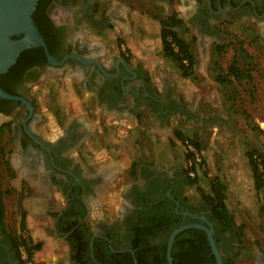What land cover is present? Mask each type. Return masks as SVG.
<instances>
[{
  "label": "flooded vegetation",
  "instance_id": "flooded-vegetation-1",
  "mask_svg": "<svg viewBox=\"0 0 264 264\" xmlns=\"http://www.w3.org/2000/svg\"><path fill=\"white\" fill-rule=\"evenodd\" d=\"M152 1L165 4L171 0ZM179 1L191 5V22L199 31L215 32L220 30L218 26L223 23L254 17L264 19V0ZM104 2L39 0L33 13L34 22L50 54L56 62L64 61L63 64H53L42 46H32L23 50L16 63L1 74L3 78L0 85L7 92L30 100L34 110L31 111L20 100L0 96V139L8 135L7 139L13 147L7 167L14 172L12 180H21L20 188L17 185L3 187L0 180V264H23L16 249L15 231L6 220V197L13 196V193L17 198L16 206L21 220L43 215L52 219L56 232L70 251L72 264H139L137 249L133 247L137 238L141 241V249H147L141 253V257L148 264H159L158 259H165L162 264H166V261L170 264L168 241L176 225L201 223L210 226L208 221L213 223L209 219L206 204H185L187 196L183 193L184 183L172 186L159 174L144 175L138 181L126 185L121 192L118 219L99 216L91 221L94 217L90 201L101 194L103 178L101 171L91 172L79 160V150L88 144L89 132L85 124L75 118L63 121L59 129L49 125L46 133L40 130L46 120L38 113L32 90L49 79L67 77L79 91L89 92L95 107L115 105L124 98L130 72L124 69L117 72L116 66L105 63L106 72L101 70L93 61L97 59L101 62V41L89 35H101V29L109 27L113 18L123 17L132 7L129 0H119L110 10L104 7L101 11ZM117 59H114V65L118 64ZM57 193L62 195L63 201L57 200ZM27 199L30 204L26 202ZM101 209H104L102 205ZM159 219L163 230L137 237L135 229L146 231L148 224ZM174 226L167 236L168 229ZM68 227V231L62 229ZM195 229L206 233L201 228ZM177 237L171 252L174 264L175 258L179 260V256L186 254L184 248L187 243L192 240L202 243L203 240L199 234L191 232L183 234L181 241ZM226 238H229L228 234L222 236V246L228 240ZM164 242H167L165 254L159 250ZM232 245L235 246V242ZM212 255L211 249L209 256ZM256 256L254 264H264V251H256Z\"/></svg>",
  "mask_w": 264,
  "mask_h": 264
},
{
  "label": "crops",
  "instance_id": "crops-1",
  "mask_svg": "<svg viewBox=\"0 0 264 264\" xmlns=\"http://www.w3.org/2000/svg\"><path fill=\"white\" fill-rule=\"evenodd\" d=\"M128 14L113 18L109 27L101 29V62L116 66L117 72H130L126 94L117 104H102L79 119L89 132L88 144L81 149L86 155L79 153V160L86 167L87 163L96 164L88 158L97 160L103 178L101 194L90 201L91 214L101 216V205L115 203L117 186L121 196L126 185L144 175H163L172 186L184 183V195L196 205L206 204L204 195L211 193L212 182L219 180L226 186V202L237 225L245 227V220H261L264 241V188L256 189L249 158L250 152L264 154V118L240 104V84L227 86L218 81L219 71L203 72L202 59L207 58L202 45L193 48L198 61L195 76H185L178 63L164 53L159 20L155 18L156 29L135 28ZM198 32V38L205 39L206 32ZM118 45L123 50L127 46L124 55L129 60L121 57ZM217 46L216 42L215 50ZM121 59H126V65ZM84 101H92L89 92ZM182 137L199 143L207 165L205 171L198 172L197 184L189 182ZM127 176L134 180L123 184ZM56 198L63 201L60 193ZM27 202L30 204L29 199ZM52 238V243H64L56 230ZM256 248L264 251V245ZM40 262L59 264L61 259L43 256ZM67 263L72 264L70 260Z\"/></svg>",
  "mask_w": 264,
  "mask_h": 264
},
{
  "label": "rangeland",
  "instance_id": "rangeland-1",
  "mask_svg": "<svg viewBox=\"0 0 264 264\" xmlns=\"http://www.w3.org/2000/svg\"><path fill=\"white\" fill-rule=\"evenodd\" d=\"M106 1L101 6V11L106 7L110 10V7L119 0H103ZM103 3V2H102ZM129 5L132 10L129 11V18L132 20L135 28L148 26L153 29L157 26L155 18H165L171 15L174 11L178 13V16L185 21L182 35L187 38L193 45V48L198 44L204 48L203 54L207 58L203 57V72L214 74L216 72H225L233 62L236 56L240 63H244L243 66L250 72L251 79L249 82H243L237 86L239 95L241 96L242 104L248 109H254L259 112V115L264 118V19L257 17L251 19H244L243 21L235 23H223L218 26L220 30L211 32L206 31L204 35L205 39L202 42L198 37L199 28L191 22V5H186L179 0H171L165 4H158L152 0H129ZM126 6V4H124ZM102 14V12H101ZM105 28V27H104ZM89 35V34H88ZM92 39H98L101 41V35H89ZM216 38V41L213 40ZM214 42H213V41ZM216 42L218 45L225 46L221 52L217 53L215 50ZM119 46V54L121 57H127L124 55L122 47ZM204 46V47H203ZM127 50V46H125ZM211 58V59H210ZM205 60L207 62H205ZM246 64V65H245ZM52 78V77H50ZM56 78L49 79L47 82H43L40 86L35 87L32 90V95L37 101L38 113L45 117V122L41 125L40 130L46 133L48 126L53 129H59L62 122L69 121L71 119H82L93 108V101H84L87 93L79 91L76 84L65 76H61L57 80ZM74 117V118H73ZM8 135L5 134L0 139V180L3 187L17 185L21 186L20 178L12 180L14 176L13 170L8 169L7 162L12 157L11 151L13 145L8 141ZM82 149V148H81ZM79 150L80 154H85L83 150ZM89 149V147H88ZM86 155V154H85ZM96 164L87 163V168L91 172L98 170L97 160L88 158ZM13 161L16 162L15 156ZM97 161V162H95ZM134 180L130 176H127L122 180V183ZM117 193L113 194L115 203L103 206L101 209V216L106 219H118V209L120 207V185L116 187ZM12 197V199H11ZM193 197V199H197ZM16 199L13 196L6 197L7 206V223L12 226L17 235L26 237L30 240V245L33 246L37 243H42V248L36 250L33 256V264H41L40 258L43 256H51L56 259L59 257L61 262L59 264H68L70 260V253L65 248V243L55 244L52 243L53 235L55 234V228L52 224L53 221L48 217H27L26 230L21 229V218L18 214V205L16 206ZM113 199V198H112ZM28 200V199H27ZM26 200V202H27ZM194 201V200H193ZM28 203V202H27ZM53 201L50 203L52 205ZM94 219H97L94 214ZM41 221V222H40ZM247 224L244 227V235L242 234V242H235V250H241V246H245L249 251H246L242 256L238 257L237 263L241 264H254L256 262L257 246L264 245L262 241V235L260 232L261 220L256 219L252 223L245 220ZM260 233V234H259ZM58 246V247H57Z\"/></svg>",
  "mask_w": 264,
  "mask_h": 264
},
{
  "label": "trees",
  "instance_id": "trees-1",
  "mask_svg": "<svg viewBox=\"0 0 264 264\" xmlns=\"http://www.w3.org/2000/svg\"><path fill=\"white\" fill-rule=\"evenodd\" d=\"M161 24V33H162V40H163V48L164 53L166 56L174 59L177 63L179 68L181 69L183 75L185 76H195L197 72V57L193 50L192 43L182 35V31L184 29L185 21L178 16L177 12H173L171 15H168L165 18H157ZM217 53L221 52L225 49V46L218 45ZM26 52V51H25ZM24 52V53H25ZM23 53V54H24ZM21 58H19V61ZM129 60V57H127ZM3 78V75H0V80ZM218 81L227 85V86H234L237 84H242L244 81L249 82L251 79L250 72L244 68V66L240 63V60L235 56L233 62L228 67L227 71H223L218 73ZM1 83V82H0ZM37 102V101H36ZM8 126V125H7ZM187 138L182 137L183 142H185ZM199 149V143L195 139H191ZM201 151V150H200ZM255 154H258L261 157L262 161L259 163L257 159L254 157ZM189 153L187 152V158L189 159ZM251 167L254 173V180L255 186L258 191H262L264 188V154L259 152H250L249 153ZM9 162H7V165ZM187 175L189 176V182L191 184H197L199 171L197 172L196 177H191L189 175V167L187 168ZM134 174V173H133ZM205 202L209 209V219L213 222L214 229H215V236L216 242L223 251V260L225 264H241L237 263L238 257L242 256V254L246 251H249L244 245L241 246V250H235V246L232 245V242H240L242 239V234L244 231L243 225H237L235 216L232 211L229 209L227 202H226V186L219 180H214L212 182V192L209 194L204 195ZM171 201L170 199H168ZM173 202V201H171ZM185 204L190 203L189 199H185ZM24 216V215H23ZM180 224L176 225L177 227ZM170 227L168 229L167 236L173 231L176 227ZM26 221L25 218L21 222V229L24 231L26 230ZM142 228V227H141ZM162 221L159 219L152 224L147 225V229H135V234L137 237H141V234L144 233H156L160 230H163ZM63 230H69L68 228H62ZM191 232L194 235L199 234L202 237V243L198 240H192L185 246L184 256H179V260L175 258V264H217L216 258L214 255L209 256L211 253V246L209 245V241L207 239L206 233L200 229L191 228L182 232L178 237L177 240L181 241V236L185 233ZM225 234L229 235L228 240L224 241L223 246L220 244V240H222V236ZM15 235V244L19 258H22L21 255V248L24 247L29 255L27 260L23 258L22 263L28 264V262L33 260V256L36 250H39L42 247V243H37L33 246L30 245V240L26 237H22L14 233ZM137 241L134 242L133 247L137 249V258L139 260V264H148L142 257L141 253L147 251V249H141V241L139 238L136 239ZM242 242V240H241ZM243 243V242H242ZM167 249V242H164L160 245L159 250L163 251L164 254L166 253ZM176 251V249H175ZM174 251V255L176 252ZM183 256V258H182ZM165 259H158L159 264H162V261ZM166 264L167 261H166ZM248 264V263H247Z\"/></svg>",
  "mask_w": 264,
  "mask_h": 264
},
{
  "label": "water",
  "instance_id": "water-1",
  "mask_svg": "<svg viewBox=\"0 0 264 264\" xmlns=\"http://www.w3.org/2000/svg\"><path fill=\"white\" fill-rule=\"evenodd\" d=\"M38 1L39 0H0V75L7 72L9 68L16 63L23 50L32 46H42L53 64L57 66L63 64L64 61L56 62L54 57L50 54L47 43L34 22L33 13L37 7ZM121 60L125 64L124 60ZM93 61L101 67V70L105 71L102 62L97 59H93ZM0 96L11 100H20L28 105L31 111L34 110V106L30 100L24 96L7 92L1 85ZM208 223L210 226L201 223L184 224L177 227L171 233L168 241V260L170 264H174L171 252L177 235L189 228H201L205 230L217 264H225L223 253L216 242L213 223L209 221ZM135 262L137 263V260H135Z\"/></svg>",
  "mask_w": 264,
  "mask_h": 264
},
{
  "label": "built area",
  "instance_id": "built-area-1",
  "mask_svg": "<svg viewBox=\"0 0 264 264\" xmlns=\"http://www.w3.org/2000/svg\"><path fill=\"white\" fill-rule=\"evenodd\" d=\"M126 51V50H125ZM186 151L189 153L188 159V167H189V175L191 177H196L197 172L205 171L207 169L206 162L203 157V153L198 149L196 144L189 138H187L184 142ZM254 157L257 159L259 163H261L262 159L255 154ZM21 255L24 260H27L29 255L24 247L21 248ZM28 264H33V261L28 262Z\"/></svg>",
  "mask_w": 264,
  "mask_h": 264
}]
</instances>
